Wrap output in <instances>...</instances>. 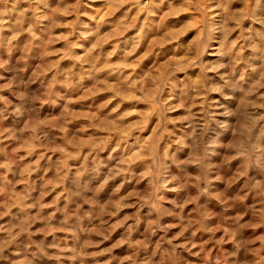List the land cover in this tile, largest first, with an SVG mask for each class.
Wrapping results in <instances>:
<instances>
[{"label":"clouds","instance_id":"9594fccd","mask_svg":"<svg viewBox=\"0 0 264 264\" xmlns=\"http://www.w3.org/2000/svg\"><path fill=\"white\" fill-rule=\"evenodd\" d=\"M103 5L0 0V264H264V0Z\"/></svg>","mask_w":264,"mask_h":264},{"label":"rangeland","instance_id":"374dc122","mask_svg":"<svg viewBox=\"0 0 264 264\" xmlns=\"http://www.w3.org/2000/svg\"><path fill=\"white\" fill-rule=\"evenodd\" d=\"M88 2L91 4V8L89 9V11H92L93 9H97V8H102L104 6L103 5V0H88ZM123 11L124 10H122V12ZM93 14H95V13L93 12ZM120 15H121V13H117V16H120ZM183 18L184 17H181L179 19H183ZM112 19L114 20L115 17H113ZM141 19H143V17H141ZM91 23L92 24H95V21H91ZM169 23H178V20H176V21H169ZM103 31H104V29L102 28L101 29V32H103ZM135 32H136V29H133L131 32L127 33L125 36L119 37V39L120 40H126L128 38V36L135 35ZM193 35H194V33H189L187 36L182 37L180 42L182 43L183 41L189 40L190 37L193 36ZM115 43H116V41L113 40L111 43L105 45V50H110ZM62 46L63 45H57V47H62ZM122 46L123 45H121V47ZM174 47H175V45H168L165 49L160 50V51L167 52L169 49H172ZM146 49H147V43L146 42H142L141 43V46H140V49L137 52V55L142 54L143 51H145ZM149 59L150 60H153V59H158V58L155 57V56H153V57H150ZM69 63H71V62L70 61H64V62H62V67H63V65L69 64ZM145 63H148V61H145ZM77 70H79V66H78V69ZM104 98L105 97H103V96L102 97H96L95 100L99 101V100H102ZM87 103H93V101H88ZM113 106H114V104L113 105H110L109 107L111 108Z\"/></svg>","mask_w":264,"mask_h":264}]
</instances>
